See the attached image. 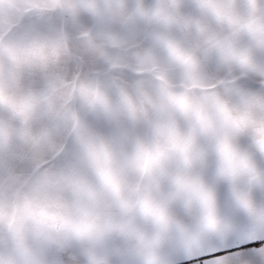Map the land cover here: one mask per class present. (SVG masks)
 <instances>
[{
  "label": "rangeland",
  "instance_id": "obj_1",
  "mask_svg": "<svg viewBox=\"0 0 264 264\" xmlns=\"http://www.w3.org/2000/svg\"><path fill=\"white\" fill-rule=\"evenodd\" d=\"M200 1L0 0V215H57L89 264L119 215L264 224V0Z\"/></svg>",
  "mask_w": 264,
  "mask_h": 264
},
{
  "label": "crops",
  "instance_id": "obj_2",
  "mask_svg": "<svg viewBox=\"0 0 264 264\" xmlns=\"http://www.w3.org/2000/svg\"><path fill=\"white\" fill-rule=\"evenodd\" d=\"M262 205H264V195L257 196L255 206L258 214L255 215L263 213ZM244 208L247 210V207ZM251 209L253 211L255 207ZM222 210L220 209L219 215H215L224 222L220 229L219 246H228L226 242L229 239H234L236 243H259L260 247L255 251L264 262V253L261 252V249H264V243H261L264 241V224L252 226L248 221H236L241 215H231L233 212L231 208L229 209L231 213ZM99 216L100 219H106V215ZM196 216L119 215L112 227L115 236L113 261L108 262L110 264H173L182 242L186 246H198ZM204 216L207 218L212 215ZM249 217L253 216L249 215ZM63 221L65 219L59 223ZM66 226L67 224L64 225L65 228ZM70 230L72 228L59 229L57 215H0V264H89L88 238L85 241L82 239L81 248H77L75 255L77 243L73 230ZM103 231L107 233L105 228L100 226L99 233ZM84 246L87 251H84ZM100 259L103 260L98 258ZM209 264L215 262L210 261Z\"/></svg>",
  "mask_w": 264,
  "mask_h": 264
},
{
  "label": "snow or ice",
  "instance_id": "obj_3",
  "mask_svg": "<svg viewBox=\"0 0 264 264\" xmlns=\"http://www.w3.org/2000/svg\"><path fill=\"white\" fill-rule=\"evenodd\" d=\"M211 211L213 215L207 218L202 213H197L195 225L198 246H186L182 242L173 264H209L210 261L215 264H264L255 251L260 247L259 243H236L234 239H229L226 242L228 246L220 247V229L224 222L216 218L214 204ZM261 252L264 253V249Z\"/></svg>",
  "mask_w": 264,
  "mask_h": 264
},
{
  "label": "trees",
  "instance_id": "obj_4",
  "mask_svg": "<svg viewBox=\"0 0 264 264\" xmlns=\"http://www.w3.org/2000/svg\"><path fill=\"white\" fill-rule=\"evenodd\" d=\"M175 1H177V0H175ZM203 1H204V0L200 1V3L203 4V3H204ZM247 1L251 2V1H253V0H247ZM205 2H206V3H204V4H209L210 7H214V6H215L212 0H207V1H205ZM216 2H217V1H216ZM219 3H220V2H219ZM219 3H215V4H219ZM248 6H250V3H248ZM234 8H238V7L235 6ZM233 10H234V9H233ZM216 17H217V16H216ZM219 20H220V18H218L217 20H213V21H212V23H214L213 25H214L215 27H218V25H220ZM208 25H209V27H211V23H210V24L208 23ZM0 129H1L2 131H4V129H6V128L3 127V126H0Z\"/></svg>",
  "mask_w": 264,
  "mask_h": 264
}]
</instances>
